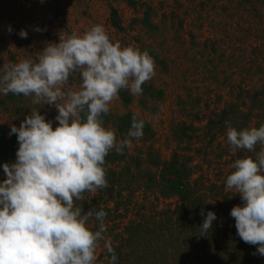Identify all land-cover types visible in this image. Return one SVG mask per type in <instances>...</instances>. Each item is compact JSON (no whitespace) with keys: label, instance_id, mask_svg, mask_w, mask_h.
I'll return each instance as SVG.
<instances>
[{"label":"clouds","instance_id":"1","mask_svg":"<svg viewBox=\"0 0 264 264\" xmlns=\"http://www.w3.org/2000/svg\"><path fill=\"white\" fill-rule=\"evenodd\" d=\"M18 35L27 38L28 33L21 29ZM77 71L78 89L65 91L70 74ZM154 75L155 63L146 51L122 47L102 24L47 43L35 60L0 67V95L22 94L33 104L54 105L58 121L53 128L37 109L19 127L10 125L18 148L13 162L0 164V264H95L100 241L111 254L109 264H117L112 242L104 236L107 213L84 210L74 201L106 188L103 165L109 151L123 153L129 138L143 136V120L133 117L126 138L117 140L101 117L121 90L140 95ZM226 139L233 152L261 146L254 157L230 165L225 191L234 190L243 202L229 213L237 235L264 256V124L239 130L227 124ZM200 215L196 232L205 235L217 217L211 210Z\"/></svg>","mask_w":264,"mask_h":264},{"label":"rangeland","instance_id":"2","mask_svg":"<svg viewBox=\"0 0 264 264\" xmlns=\"http://www.w3.org/2000/svg\"><path fill=\"white\" fill-rule=\"evenodd\" d=\"M145 13L158 26L157 31L148 32L142 25L140 19ZM96 24H102L122 47L141 52L149 45L154 48L155 75L143 85L161 90V102L121 90L110 104L109 114L131 112L147 121L155 134L150 144L164 160L173 149L168 139L172 121L200 126L212 110H219L229 99V92L237 86H256V79L264 76V0H0V67L26 58L35 60L47 43H58L59 37L73 33L83 34ZM21 29L28 33L27 38L18 35ZM211 47L215 53L210 52ZM80 82L79 72H73L64 90H77ZM121 92L130 98L128 104L121 100ZM37 109L52 121L53 128L57 126L54 105L33 104L32 98L24 95L13 94L11 99L0 95V125L10 131V125L19 127L24 117ZM114 119L106 125L101 117L110 129ZM223 146L213 147L216 156L225 150ZM127 147L133 153L141 144L129 142ZM227 156L223 163H215L214 178L225 174L233 163ZM153 190L154 186L148 191L134 190L130 197L124 193L120 206L128 212L117 219L122 220L117 221L118 228L151 208L179 202V196L156 198ZM115 230L107 228L104 236L109 235L112 241ZM104 250L100 241L96 257Z\"/></svg>","mask_w":264,"mask_h":264},{"label":"trees","instance_id":"3","mask_svg":"<svg viewBox=\"0 0 264 264\" xmlns=\"http://www.w3.org/2000/svg\"><path fill=\"white\" fill-rule=\"evenodd\" d=\"M140 20L148 32L159 29L149 21L147 13ZM154 51L152 46H146V52L152 58ZM210 52L216 51L211 47ZM249 69L246 73L250 76ZM256 81H259L256 86H237L235 91L229 92V99L222 103L219 110H212L200 126L182 120L172 121L168 139L173 149L167 160L162 159L150 144L155 134L144 120L143 136L129 138V142L140 143L141 147L134 148L133 153L128 147L123 153L109 151L103 165L108 186L98 189L93 195L85 193L87 199L74 201V204H82L84 210L94 207L107 213L104 219L106 227L116 229L111 242L117 264H264V256L256 252V247L239 238L234 218L229 214L233 206L243 203L234 190L225 191L226 177L232 171L231 164L225 174L217 178L212 175L215 163H223L225 154L230 157L228 162H234L243 156L254 157L261 148L257 145L253 152L239 149L233 152L227 142L223 146V142L227 141V124L238 130L264 124V76ZM142 89L143 97L161 102V90L144 85ZM12 96L9 93L5 99ZM120 97L123 102H130L125 92H121ZM83 116L84 113H81V118ZM133 117L142 120L131 112L102 115L106 125L111 123L110 118H115L112 129L117 140L126 138ZM9 132L0 125V164L15 158L18 148L16 135ZM221 145L225 150L216 156L213 147L220 149ZM152 186L156 198L179 196V202L162 209L151 208L140 214L137 220H128L127 224L118 228L117 221L122 220L117 219L128 212L120 206L125 199L124 193L130 197L134 195V190L148 191ZM90 200L93 202L88 203ZM201 210H211L217 217L205 235L196 232L203 220ZM92 223L90 221V226ZM106 238L109 239V235ZM110 255L105 249L97 256L95 264H109Z\"/></svg>","mask_w":264,"mask_h":264}]
</instances>
